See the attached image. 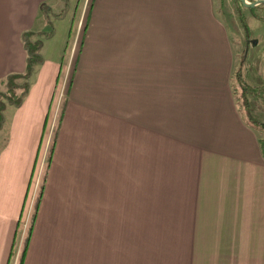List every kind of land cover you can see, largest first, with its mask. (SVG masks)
<instances>
[{
    "label": "crops",
    "instance_id": "obj_1",
    "mask_svg": "<svg viewBox=\"0 0 264 264\" xmlns=\"http://www.w3.org/2000/svg\"><path fill=\"white\" fill-rule=\"evenodd\" d=\"M53 1L0 0V83L25 72L22 34H45L26 96L7 108L0 264L31 210L72 64L21 264H264V158L214 0H89L67 61L40 10Z\"/></svg>",
    "mask_w": 264,
    "mask_h": 264
},
{
    "label": "rangeland",
    "instance_id": "obj_2",
    "mask_svg": "<svg viewBox=\"0 0 264 264\" xmlns=\"http://www.w3.org/2000/svg\"><path fill=\"white\" fill-rule=\"evenodd\" d=\"M246 1L253 2L256 0ZM83 3L84 7H82V9V0H54L51 4L43 3V5L40 6L42 13L46 14V16L48 15L51 19L52 24L49 25V28L57 32L56 39L60 41L65 38L68 43L67 48L62 51V57L64 56L66 61L68 57L72 56L70 52L73 51L78 38L77 23L79 16L82 14V18H84L89 8V0ZM50 7L51 11L49 10ZM257 7L258 8L250 12L248 8L243 7L234 0H214L215 14L225 25L233 49L234 70L231 83L232 90L235 93L236 104L238 103V110L244 122L255 130L259 138L264 139V94L260 95V93H258V88L264 87V7H262V5ZM242 21L246 25L245 28L241 24ZM82 24L83 20L81 22V25ZM81 25L80 29L82 27ZM39 35L44 37L45 34ZM66 61L64 59V65ZM69 67L71 74L74 69V64ZM70 74L68 73L66 79L65 93L57 107V114L55 115L48 145L52 135L54 136V133L58 132L59 125L62 121L65 104L67 102L66 94L71 78ZM243 86L246 88L244 91L246 92L248 108H245L243 105V90H241ZM253 92H256L257 95ZM59 108L61 111H59ZM6 110L4 124L2 129H0V150L3 145L5 146L8 142L9 126L13 113L11 108ZM43 167L37 176L36 192L33 196L32 204L39 186L42 183ZM28 215L23 220L25 223L28 221ZM149 227H151V225H149ZM20 235L21 234L18 232V238H20ZM11 264H13L12 261Z\"/></svg>",
    "mask_w": 264,
    "mask_h": 264
},
{
    "label": "trees",
    "instance_id": "obj_3",
    "mask_svg": "<svg viewBox=\"0 0 264 264\" xmlns=\"http://www.w3.org/2000/svg\"><path fill=\"white\" fill-rule=\"evenodd\" d=\"M234 1L236 3L241 4L238 0H234ZM262 7H264V5H262ZM256 8L258 7L248 8V10L252 12ZM241 24L242 26H244V28L246 27L243 21ZM22 40H23L24 48L26 52L25 72L23 74H9L0 83V129H2L3 124H4L5 111L7 107L8 106L18 107L21 104V102L23 101L29 89L30 77L32 76V74H34V72L37 70V68L42 62V57L40 55L42 36L39 34H35L33 32H25L22 34ZM245 89L246 88L244 86L241 87V90H243L242 99L244 101V104H243L244 107L248 108L247 101H246L247 100L246 92L244 91ZM258 90H259L258 93H260V95L264 94V87H260L258 88ZM253 93L257 95L256 92H253ZM234 96H235V93H234ZM59 111H61L60 108H59ZM54 140H55V135L54 136L52 135L51 141L48 146V151L45 157V161H44L43 178L45 174V168L47 167V164L49 163V160H50V155L53 149ZM260 146H261L262 155L264 158V139L260 138ZM43 178H42V183H41L42 186L41 185L39 186V189L36 193L35 199L31 206V210L28 215V219H27L28 221L26 223V226L24 227L23 225L24 224L23 223L24 219H23L22 225L20 226L18 230V232L21 234L20 235V239H21L20 246L17 244L19 238H17V240L13 244L14 250L12 251L11 256H12V262L15 261V264H21L22 259H23V254L27 248L28 237L33 228L35 215L37 212L39 200H40L41 193H42Z\"/></svg>",
    "mask_w": 264,
    "mask_h": 264
},
{
    "label": "water",
    "instance_id": "obj_4",
    "mask_svg": "<svg viewBox=\"0 0 264 264\" xmlns=\"http://www.w3.org/2000/svg\"><path fill=\"white\" fill-rule=\"evenodd\" d=\"M238 1L241 3L243 7H246V8H254L260 5H264V0H256L253 2H248L246 0H238Z\"/></svg>",
    "mask_w": 264,
    "mask_h": 264
},
{
    "label": "built area",
    "instance_id": "obj_5",
    "mask_svg": "<svg viewBox=\"0 0 264 264\" xmlns=\"http://www.w3.org/2000/svg\"><path fill=\"white\" fill-rule=\"evenodd\" d=\"M69 70H70V68H68ZM66 79H67V76L65 77V81H64V84L66 83ZM63 95H64V89L60 92V94H59V101H60V99L63 97ZM58 104H59V102H58ZM58 104H57V106H56V111H57V107H58ZM24 224V227L26 226V223H25V221L23 222Z\"/></svg>",
    "mask_w": 264,
    "mask_h": 264
}]
</instances>
